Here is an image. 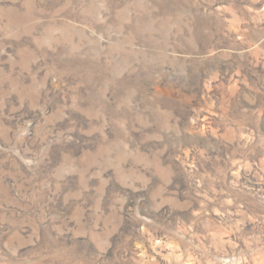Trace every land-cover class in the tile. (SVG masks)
<instances>
[{"label":"rangeland","instance_id":"rangeland-1","mask_svg":"<svg viewBox=\"0 0 264 264\" xmlns=\"http://www.w3.org/2000/svg\"><path fill=\"white\" fill-rule=\"evenodd\" d=\"M0 264H264V0H0Z\"/></svg>","mask_w":264,"mask_h":264}]
</instances>
